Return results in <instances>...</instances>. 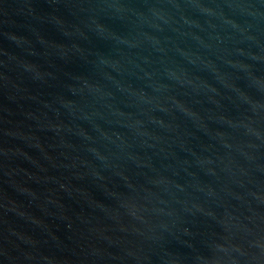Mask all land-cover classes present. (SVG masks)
Returning <instances> with one entry per match:
<instances>
[{"label": "water", "instance_id": "obj_1", "mask_svg": "<svg viewBox=\"0 0 264 264\" xmlns=\"http://www.w3.org/2000/svg\"><path fill=\"white\" fill-rule=\"evenodd\" d=\"M0 264H264V0H0Z\"/></svg>", "mask_w": 264, "mask_h": 264}]
</instances>
